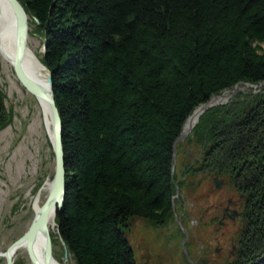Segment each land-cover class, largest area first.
<instances>
[{"label": "trees", "instance_id": "1", "mask_svg": "<svg viewBox=\"0 0 264 264\" xmlns=\"http://www.w3.org/2000/svg\"><path fill=\"white\" fill-rule=\"evenodd\" d=\"M62 120L57 235L76 264H137L123 228L172 218L173 145L186 118L202 165L245 195L251 236L232 264H264V0H19ZM0 86V130L11 119Z\"/></svg>", "mask_w": 264, "mask_h": 264}, {"label": "rangeland", "instance_id": "2", "mask_svg": "<svg viewBox=\"0 0 264 264\" xmlns=\"http://www.w3.org/2000/svg\"><path fill=\"white\" fill-rule=\"evenodd\" d=\"M29 27L27 44L40 58L45 50L44 38ZM261 46L264 48V44ZM8 83L7 70L0 57V86L5 95L4 106L11 115L8 124L0 130V264H7L1 253L28 228V217L33 214L30 206L32 196L47 180L51 182L55 167L52 138H48L43 125L36 131L30 126L33 104L37 102L35 95L29 92L26 93L27 97L19 96ZM246 86H249L248 89L257 87L256 84L239 83L227 88V91L233 88L234 92L223 104L230 101L237 91L246 90ZM191 132L179 140L176 138L173 145V172L177 180L175 178L174 181L172 218L166 223L154 225L145 218L133 217L123 228L137 264H185L181 248L175 245L182 238L186 248L190 246L189 251L198 248L208 264H232L235 261L238 249L233 253L232 247L239 241L235 231L237 223L226 221L220 226L215 214L217 206L225 204L226 196L230 195L240 201L244 209L245 200L240 199L238 193L243 197L245 195L236 189L227 176L219 175L224 184L219 189L215 188L213 177L218 174L209 172L202 165V143ZM189 167L199 171L190 172ZM46 191H43V198ZM188 198L192 200V205L188 204ZM189 215L192 218L190 221ZM244 216L242 218L245 220ZM239 219L240 225L242 219ZM57 229L56 225L50 234L52 255L61 264H76L58 237ZM190 231L193 234L189 236ZM13 256L14 264H33L25 248H17Z\"/></svg>", "mask_w": 264, "mask_h": 264}, {"label": "water", "instance_id": "3", "mask_svg": "<svg viewBox=\"0 0 264 264\" xmlns=\"http://www.w3.org/2000/svg\"><path fill=\"white\" fill-rule=\"evenodd\" d=\"M0 1L4 7L6 6L8 8L10 12V16L8 18L10 22L8 24V27L10 29L9 31L12 36L13 48H14L13 50L14 57L12 61V66L15 71L14 73L30 93L35 95V97H39L44 101H46V103L49 106V110L52 118V130H53L51 142H52L54 158H55V167H54L53 177L50 182L51 184L50 190L48 192L45 202L43 203L40 209L39 216L37 217V219H34L31 222L27 231H25L21 236L15 239L1 254L5 256L7 264H12L13 262L12 257L14 252L25 241L28 257L33 264H53L51 236L48 233L46 223H47L48 212L53 208H55L56 210L58 207L62 206L65 198L66 186H65L64 150L62 144V120L58 108L55 104L54 97L52 95L53 93H52L51 71L48 70V74H47V81L50 85V91H49L50 94H47L46 91L43 88H41L37 82L29 78V76L22 69V60L27 49V37H28V28H29L27 14L22 4L19 2V0H0ZM245 84L249 85V83H245ZM206 103L207 102L202 103L201 105H199V107H197L200 108V110L196 116L195 122H193V124L190 125L188 128L185 127L186 122L188 121V118L195 112V110L185 120L182 126V131L180 132V135L177 137V140L183 138L188 132L192 130L194 124L198 120V116L205 109V107L208 106ZM173 165L174 164L172 163V168H171L172 172H173ZM175 186L177 185L175 184ZM216 187H219V184L216 183ZM36 230H42L45 232V244L43 246L42 261L37 259V257L34 255L31 246L33 235Z\"/></svg>", "mask_w": 264, "mask_h": 264}, {"label": "bare ground", "instance_id": "4", "mask_svg": "<svg viewBox=\"0 0 264 264\" xmlns=\"http://www.w3.org/2000/svg\"><path fill=\"white\" fill-rule=\"evenodd\" d=\"M26 14H27V20L29 23L30 17H29L27 12H26ZM9 16H10V12H9L8 8L6 6L4 7L0 1V57H1V62H2V65L5 66V68L7 70L8 82H9L8 84H9L10 89L14 92H17V94L19 96L27 97L26 93H29V91L20 82L19 78L16 75H14V73H13L14 69L12 66V61H13V57H14V51H13L14 48H13L12 36L10 34V31H9L10 29L8 27V24L10 22V20H8ZM22 69L29 76V78H31L33 81L37 82L38 85H40V87L43 88L47 94H50L49 93L50 85L47 81V74H48L49 69L43 64V62L41 61V57L39 58L36 55V53L34 52V50L28 44H27V49H26L25 55H24L23 60H22ZM51 74H52V72H51ZM247 87H249V86H246V88ZM254 89L257 90V87ZM224 91L225 92H221L219 94H214L206 104L208 106L214 105V104H219V103L223 104V102L226 101L231 96L230 93L234 92L233 89L228 90V91L224 90ZM52 93H53L52 95L54 97L53 88H52ZM35 99L37 102H36V104H33V109H32L33 116H32L31 125H30L31 129L36 131V130L40 129L43 125L48 138H52V133H53L52 125H51L52 124V118L50 115L49 106L46 103V101H44L43 99H41L39 97H36ZM54 101H55V98H54ZM55 104H56V102H55ZM199 110H200V108H196L195 112L188 118V121L186 122V126H185L186 128H188L190 125L193 124V122H195V119H196V116H197ZM64 166H65V164H64ZM171 174L174 175V172H172V170H171ZM176 180H177V178H176ZM174 181H175V179H174ZM50 186H51L50 180H47L40 187V189L36 192V194H34L32 196L30 206L33 210V214H31L28 217L27 227H29L31 222L34 219H37V217L39 216L40 209L46 200V197H47L48 192L50 190ZM216 188H219V187H216ZM44 190H47V191H46V195L43 198V191ZM60 207H58V208H60ZM239 209L242 210V215H240L238 217L236 212L234 211L233 212L234 216L232 217V222H235V224L237 223L235 226L237 240H239L236 243L237 249H239L241 244L243 242H245L246 240H248V238L251 236V233H253L251 231V226L249 227L247 224L248 222L242 218L244 215L243 210H245V207L243 209V207L240 206ZM55 211H56L55 208H53L47 214L46 225H47V229H48L49 234H51V232L56 228ZM240 217H241L242 221L239 225L238 220H240L239 219ZM27 229L25 231H27ZM176 239L177 238H175V240ZM51 242H52V240H51ZM44 244H45V232L42 230H36L34 235H33L31 246H32V250H33L34 255L37 257V259H39L41 261H42ZM175 245H177L181 248V250H182L181 253L184 256V261L185 262L189 261V258H190L189 252L190 251H189V249L186 248L184 238H182ZM18 248H25L26 249V242L24 241V243L22 245H20V247H18ZM12 264H14V259H13ZM53 264H61V263L58 262L53 256Z\"/></svg>", "mask_w": 264, "mask_h": 264}, {"label": "flooded vegetation", "instance_id": "5", "mask_svg": "<svg viewBox=\"0 0 264 264\" xmlns=\"http://www.w3.org/2000/svg\"><path fill=\"white\" fill-rule=\"evenodd\" d=\"M189 168L191 170L190 172L199 171V169H196L194 167H189ZM213 183H214L215 188H216V183L219 184V188H220L224 184V180L222 178H220L219 175H215L213 177ZM238 195H239L240 199H243V198L245 199V197H243L242 194L238 193ZM226 197H227L226 201H225L226 203L225 204L220 203L216 208L217 214H215V217L217 218L220 226L224 225V223L226 221H232V217L234 216L233 215L234 211L236 212L238 217L240 215H242V210L239 209V207L241 206V204L239 203L240 201L234 199L233 196H231V195L226 196ZM187 202L189 205L193 204V202L190 198H188ZM188 217H189V219H188L189 221L192 220L191 215H189ZM179 230H181V228H179ZM191 234H193V233H191V231H190L189 236ZM189 248H190V246L188 247V249ZM216 250H218V249H216ZM236 251H237V248H236V245H234L232 247V252L234 253ZM189 253H190L189 254L190 255L189 261L185 262V264H208L207 259L200 254L201 252H198V248H196L195 251H193L191 249Z\"/></svg>", "mask_w": 264, "mask_h": 264}]
</instances>
